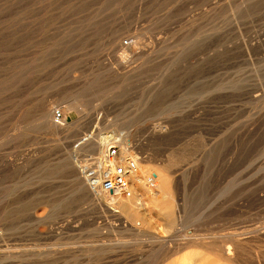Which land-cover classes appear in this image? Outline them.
<instances>
[{
    "label": "rangeland",
    "instance_id": "1",
    "mask_svg": "<svg viewBox=\"0 0 264 264\" xmlns=\"http://www.w3.org/2000/svg\"><path fill=\"white\" fill-rule=\"evenodd\" d=\"M124 139L139 178L175 163L176 235L164 194L136 236L92 186ZM230 236L234 263L209 249ZM196 258L264 264V0H0V264Z\"/></svg>",
    "mask_w": 264,
    "mask_h": 264
},
{
    "label": "bare ground",
    "instance_id": "2",
    "mask_svg": "<svg viewBox=\"0 0 264 264\" xmlns=\"http://www.w3.org/2000/svg\"><path fill=\"white\" fill-rule=\"evenodd\" d=\"M124 72V71H123ZM60 126H55L54 129H56L57 132H60L59 130H61L59 128ZM63 131H66L65 129H62ZM61 130V131H62ZM123 136V135H122ZM124 140H127V139H124ZM103 143V146H99V144L96 146V148L93 150L96 154L99 155V157L97 158L98 159V162L97 164L95 165L96 167V170L95 173L97 174L98 172L102 173L103 169H105L106 167V164H104V155H105V152L106 150L110 147V146H113L115 144H117L119 150L122 152V156L124 158V160L126 159H133L135 162H136V165H137V168L140 166L139 162L141 161L140 158L137 157V154H136V145L133 143V142H130V141H126V142H119V141H113L111 143H107V142H102ZM92 151V152H93ZM93 152V153H94ZM24 157V156H23ZM174 162V161H172ZM171 162V163H172ZM175 166V163H172V164H169L168 166H163V168L158 172V173H155L152 172V169H149L147 171V174L148 176L145 177V178H139L138 175H137V172L134 173V181L132 182L131 184V189L133 190L134 192V196L132 198H125L127 200H122L121 198H118L116 196H110V195H105L103 193V196L105 197L106 199V202L108 201L109 203H113V201H115L113 204H116L119 208H120V214L121 215H125L127 216L130 221H133V230L136 228L135 233L137 234L136 236H139L140 234H143L145 233V230H144V227L146 228L148 226V222L146 220V215H145V211L147 210V205L145 204V202L141 199L142 196H146V195H153V196H156V195H160V194H164V197L166 198L165 200V221H166V227H167V231L172 234V235H176V226H177V218L176 217V213H175V210L177 209V205L176 204H173L172 205V202H173V190H172V182L170 180L171 177H169V174L168 171L170 170V168H172V166ZM101 166V167H100ZM99 173V175H100ZM150 173H151V176H150ZM153 179V181L155 182V188H151V186L149 185V179ZM135 183H138V184H135ZM139 190H142L143 194H140ZM156 190V191H155ZM175 191V190H174ZM124 198V197H123ZM104 199V201H105ZM175 202V201H174ZM173 202V203H174ZM164 204V203H163ZM112 205V204H111ZM113 206V205H112ZM170 206V207H169ZM164 207V206H163ZM126 218V219H128ZM137 219H139L140 221L138 222ZM149 221V220H148ZM140 224V225H139ZM129 225V224H128ZM150 225V224H149ZM126 223L124 225V227L126 228ZM128 227V226H127ZM152 227V226H151ZM151 227L147 228V229H150ZM129 228V227H128ZM132 230V229H131ZM132 230V231H133ZM154 232V231H153ZM167 232V233H168ZM151 235H149L150 237H152L151 240H157L159 239L160 242L162 243V246L163 244L165 245V242L161 241L160 237L158 238L156 234L154 233H151L149 232ZM148 233V234H149ZM168 233V234H169ZM169 234V235H170ZM141 236V235H140ZM202 236V235H201ZM212 236V235H211ZM171 237V235H170ZM173 237V236H172ZM231 237V236H230ZM241 237V236H240ZM165 238V237H164ZM169 238V237H168ZM201 238V237H200ZM199 238V239H200ZM224 238V237H223ZM222 238V239H223ZM226 238V237H225ZM185 239V238H184ZM204 239V237H203ZM242 239V238H241ZM157 240V242L159 241ZM190 240V238H189ZM194 241L196 242L197 240L194 239ZM208 241V240H207ZM207 241H204L207 243ZM159 242V243H160ZM199 242V240H198ZM193 243V242H192ZM200 243V242H199ZM157 244V243H156ZM229 244L230 247H229ZM161 245V244H160ZM228 246V247H227ZM177 247V246H176ZM184 247V246H183ZM207 247V246H206ZM232 247V248H231ZM178 248V247H177ZM186 248V247H185ZM189 248H192V247H189ZM197 248V246H196ZM208 248V247H207ZM176 249V248H175ZM174 249V250H175ZM182 249V248H181ZM210 251L212 252V255L216 256V259L219 258V260H222L223 262L226 261V263H232V258L234 256H236V252H239V249L241 250V248H239V241L237 239H235L234 237L232 238H228L226 240H222L220 242L218 241H213L212 243L210 242ZM178 250V249H177ZM196 251V250H195ZM203 252V250H201ZM207 251V250H206ZM204 251L203 253L205 254ZM167 252V251H166ZM201 252V253H202ZM187 252L185 251V253L183 254H186ZM203 253L201 255H203ZM258 253V252H257ZM179 254V252H178ZM182 254V255H183ZM191 254V253H189ZM208 254L209 253H206L207 257H208ZM262 254V253H261ZM168 255V254H167ZM194 255V254H193ZM259 255V254H258ZM171 256V255H170ZM173 256L175 257V259L177 260L176 258V254ZM171 256V257H173ZM184 256V255H183ZM192 256V255H191ZM196 256V255H195ZM193 256V257H195ZM200 256V255H199ZM204 256V255H203ZM202 256V257H203ZM214 256V257H215ZM263 256V254H262ZM186 257V256H185ZM201 259H204L202 258ZM205 257V258H207ZM165 258V257H164ZM167 258V257H166ZM169 258V256H168ZM189 258H191L189 256ZM248 258V257H247ZM260 257H258L259 259ZM174 259V258H173ZM179 259V258H178ZM184 259V258H183ZM212 258H210V254H209V260H211ZM171 260V259H169ZM180 260V259H179ZM177 260V261H179ZM187 259L184 260V262H175V260L172 262L174 264H198L197 263V258L194 260V262H189V261H186ZM200 260V258L198 259ZM208 260V261H209ZM165 261V260H164ZM163 261V262H164ZM166 261H168V259H166ZM201 261V260H200ZM204 261V260H203ZM207 261V262H208ZM258 261V260H257ZM170 262V261H169ZM211 262V261H210ZM216 262V261H215ZM220 262V261H219ZM172 263V264H173ZM200 263V262H199ZM205 263H206V260H205ZM209 263V262H208ZM213 262H211L212 264ZM234 263V262H233ZM164 264V263H163ZM223 264V263H222ZM225 264V263H224ZM260 264V263H259Z\"/></svg>",
    "mask_w": 264,
    "mask_h": 264
},
{
    "label": "built area",
    "instance_id": "3",
    "mask_svg": "<svg viewBox=\"0 0 264 264\" xmlns=\"http://www.w3.org/2000/svg\"><path fill=\"white\" fill-rule=\"evenodd\" d=\"M53 120L61 126L68 123L63 107L54 109ZM104 164H106V168L102 173L91 172L92 186L98 188L105 195L132 198L134 192L131 189V184L134 181V173L137 172L136 162L133 159L124 160L122 152L115 144L106 150ZM149 185L151 188H155V182L151 178Z\"/></svg>",
    "mask_w": 264,
    "mask_h": 264
}]
</instances>
